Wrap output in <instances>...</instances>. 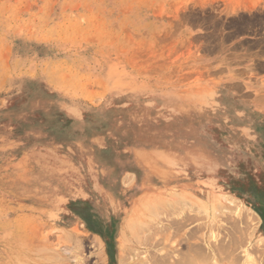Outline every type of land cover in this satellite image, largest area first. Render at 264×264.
<instances>
[{
    "label": "rangeland",
    "instance_id": "rangeland-1",
    "mask_svg": "<svg viewBox=\"0 0 264 264\" xmlns=\"http://www.w3.org/2000/svg\"><path fill=\"white\" fill-rule=\"evenodd\" d=\"M263 46L264 0H0V264H264Z\"/></svg>",
    "mask_w": 264,
    "mask_h": 264
},
{
    "label": "crops",
    "instance_id": "crops-1",
    "mask_svg": "<svg viewBox=\"0 0 264 264\" xmlns=\"http://www.w3.org/2000/svg\"><path fill=\"white\" fill-rule=\"evenodd\" d=\"M211 255V251L207 249L198 250L196 252L194 249L186 248L180 252V260L178 261H176L173 255L166 254L163 257L156 256L155 260H153V264H210ZM120 258L121 256L118 255V262L120 261Z\"/></svg>",
    "mask_w": 264,
    "mask_h": 264
},
{
    "label": "bare ground",
    "instance_id": "bare-ground-1",
    "mask_svg": "<svg viewBox=\"0 0 264 264\" xmlns=\"http://www.w3.org/2000/svg\"><path fill=\"white\" fill-rule=\"evenodd\" d=\"M263 48H264V46H263ZM264 51V50H263ZM68 237V236H67ZM262 238H264V235H262ZM45 239V238H44ZM46 240V239H45ZM48 248H50V247H48ZM40 250V249H39ZM50 251V250H49ZM101 252V251H100ZM41 253V252H40ZM52 256V255H51ZM55 258V257H54ZM49 259V258H48ZM56 259V258H55ZM59 259V258H58Z\"/></svg>",
    "mask_w": 264,
    "mask_h": 264
}]
</instances>
